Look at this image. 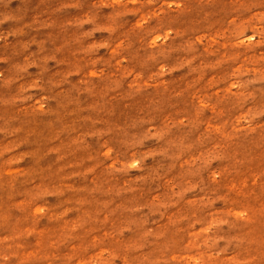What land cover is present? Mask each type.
Returning <instances> with one entry per match:
<instances>
[{"label":"rangeland","instance_id":"rangeland-1","mask_svg":"<svg viewBox=\"0 0 264 264\" xmlns=\"http://www.w3.org/2000/svg\"><path fill=\"white\" fill-rule=\"evenodd\" d=\"M0 264H264V0H0Z\"/></svg>","mask_w":264,"mask_h":264}]
</instances>
